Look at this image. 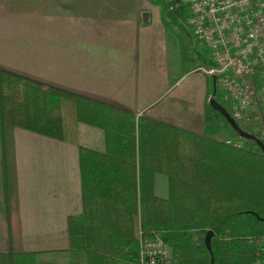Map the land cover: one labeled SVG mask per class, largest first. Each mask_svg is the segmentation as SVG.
Segmentation results:
<instances>
[{"label":"trees","instance_id":"1","mask_svg":"<svg viewBox=\"0 0 264 264\" xmlns=\"http://www.w3.org/2000/svg\"><path fill=\"white\" fill-rule=\"evenodd\" d=\"M212 85L211 96L221 102ZM67 104L72 117L65 124ZM78 121L99 127L105 144L104 152L83 146L77 152L81 210L67 216V233L84 264H138V238L152 234L164 238L175 264H249L256 258V240L264 236L260 138L248 146L226 143L0 70L8 264H33L31 253L18 246L12 127L73 140ZM155 171L166 176L165 196L154 193Z\"/></svg>","mask_w":264,"mask_h":264},{"label":"crops","instance_id":"2","mask_svg":"<svg viewBox=\"0 0 264 264\" xmlns=\"http://www.w3.org/2000/svg\"><path fill=\"white\" fill-rule=\"evenodd\" d=\"M150 3L0 0V70L121 107L134 117L231 140V125L208 103L212 77L184 64L179 41ZM203 59L210 63L207 51ZM252 116L263 134L264 108ZM251 121L250 116L246 124ZM74 133L73 140L58 139L12 127L18 246L31 253L33 264H84L67 233V216L81 210L77 152L79 146L104 152L105 144L99 127L78 121ZM153 188L166 195L165 174L153 173ZM0 264H8L1 147Z\"/></svg>","mask_w":264,"mask_h":264},{"label":"built area","instance_id":"3","mask_svg":"<svg viewBox=\"0 0 264 264\" xmlns=\"http://www.w3.org/2000/svg\"><path fill=\"white\" fill-rule=\"evenodd\" d=\"M182 1L190 33L209 53L210 63L196 70L214 78L220 103L239 126L246 125L264 81V0ZM259 138L264 143V133ZM138 239V264H175L161 235ZM256 242L257 255L249 264H264V236Z\"/></svg>","mask_w":264,"mask_h":264},{"label":"rangeland","instance_id":"4","mask_svg":"<svg viewBox=\"0 0 264 264\" xmlns=\"http://www.w3.org/2000/svg\"><path fill=\"white\" fill-rule=\"evenodd\" d=\"M152 2L150 0V6H155V14H161L165 19L166 27L169 30L170 34L175 37L179 41L180 52L185 59V65L188 68L197 67L198 65L206 66L203 56L208 52L203 46H200L197 41L194 40L192 34L189 31V27L187 24V8L185 3L182 0H154ZM144 6V5H141ZM149 6V7H150ZM205 49V50H204ZM199 60V61H198ZM195 74L191 73L188 75V80L191 79ZM210 84V81H209ZM260 88V99L256 104H252L250 107L251 115L247 114V118L249 119L251 116L252 121L248 123V125H240L241 129L251 132L254 137H258L260 135V129L256 126L254 127L252 124L254 123V116L252 114L256 112L259 113L260 109H263L264 102V81L259 85ZM70 105L63 106V119L66 124L69 119H71L70 115ZM230 126V125H229ZM231 131L232 141H239L238 143L244 146H248L254 140L252 137H247L245 135H239L238 132L233 129L231 126L229 128ZM230 135V136H231Z\"/></svg>","mask_w":264,"mask_h":264},{"label":"water","instance_id":"5","mask_svg":"<svg viewBox=\"0 0 264 264\" xmlns=\"http://www.w3.org/2000/svg\"><path fill=\"white\" fill-rule=\"evenodd\" d=\"M213 83H214V78L212 77V84ZM208 103L213 109L217 110L225 118V120L231 125L233 129H235L238 132L239 135H245L247 137H250V138L252 137L254 139L253 134L241 129V127L236 123V121L228 113V111L224 108V106L219 101H217L214 97L210 96L208 98ZM255 141L260 146V148L264 151V143L259 139H255ZM262 219H264V217H262ZM210 236H211L210 230H207L203 235V243L208 250L210 249V243H209Z\"/></svg>","mask_w":264,"mask_h":264}]
</instances>
